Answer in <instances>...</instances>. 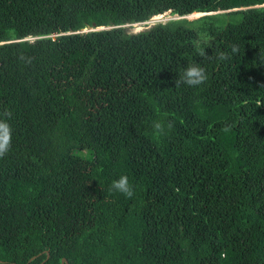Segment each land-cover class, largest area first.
Wrapping results in <instances>:
<instances>
[{
    "label": "trees",
    "instance_id": "obj_1",
    "mask_svg": "<svg viewBox=\"0 0 264 264\" xmlns=\"http://www.w3.org/2000/svg\"><path fill=\"white\" fill-rule=\"evenodd\" d=\"M5 110L0 264H264V0H0Z\"/></svg>",
    "mask_w": 264,
    "mask_h": 264
},
{
    "label": "clouds",
    "instance_id": "obj_2",
    "mask_svg": "<svg viewBox=\"0 0 264 264\" xmlns=\"http://www.w3.org/2000/svg\"><path fill=\"white\" fill-rule=\"evenodd\" d=\"M168 14H170V12H168ZM157 16H154V17H157ZM190 16L192 15L184 16V17H179V16H171V17H173L172 19L174 18H187L188 19V17ZM151 23H154L153 19L150 20L149 22H145L144 25L151 24ZM137 24H143V23H137ZM137 24H133V25L129 24V25H125L124 27L130 30L131 27ZM97 29H102V28H97ZM92 30H96V29H86L85 32L92 31ZM232 52L233 53L238 52V48L236 46H232ZM215 58L218 61H223V60L228 59L229 56H228V53H226L225 51H218L215 54ZM21 59H25V58L21 57ZM209 59H212V57H209ZM28 62H30V60ZM207 80H208V75L204 67H201L198 64H189L186 68H184L181 71L178 78L175 79L174 83H175V87L177 88H179L181 85H186L188 87H199L205 84ZM11 115L12 113L9 110H5L2 114H0V158H3L5 155H7L11 149L13 130L11 128V125L8 123V119L11 118ZM151 127H152L153 135L156 137H161V136L166 135L167 132H170L171 129L174 127V125L171 122H166L165 120L160 119V120H153ZM109 191L120 193L129 199H131L134 196V188L129 183V179L126 175L120 176L119 179L114 180L109 187ZM46 253H47V258L45 260L48 261L51 254L49 251ZM48 254H49V257H48ZM46 261H44L42 264H44Z\"/></svg>",
    "mask_w": 264,
    "mask_h": 264
},
{
    "label": "rangeland",
    "instance_id": "obj_3",
    "mask_svg": "<svg viewBox=\"0 0 264 264\" xmlns=\"http://www.w3.org/2000/svg\"><path fill=\"white\" fill-rule=\"evenodd\" d=\"M199 17V14H194L190 17H188V19H195V18H198ZM173 17L170 16V14H166L162 17H160L159 21H154V23L156 22H166L168 21L169 19H172ZM154 23H151V25H153ZM149 26V25H148ZM148 26H144V23L143 24H137V25H134L133 27H131L130 29V32H138L140 30H145L146 28H148Z\"/></svg>",
    "mask_w": 264,
    "mask_h": 264
},
{
    "label": "water",
    "instance_id": "obj_4",
    "mask_svg": "<svg viewBox=\"0 0 264 264\" xmlns=\"http://www.w3.org/2000/svg\"><path fill=\"white\" fill-rule=\"evenodd\" d=\"M166 14H167V13H165V14H161V15H159V16H157V17H154V18H153V21H159L160 17H162V16H164V15H166ZM204 15H206V14H201V13H200V14H199V17L204 16ZM199 17H198V18H199ZM93 28H95V27H91V28H89V29H93ZM48 257H49V254H48ZM33 259H35V258H33ZM62 264H69V263H68V261L64 258Z\"/></svg>",
    "mask_w": 264,
    "mask_h": 264
}]
</instances>
